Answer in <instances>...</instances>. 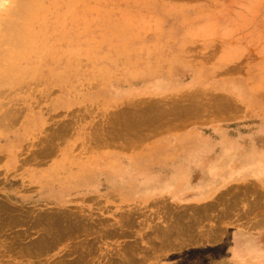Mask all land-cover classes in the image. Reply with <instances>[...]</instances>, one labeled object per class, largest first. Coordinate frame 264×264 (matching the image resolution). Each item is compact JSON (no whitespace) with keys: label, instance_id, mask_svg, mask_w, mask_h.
<instances>
[{"label":"rangeland","instance_id":"374dc122","mask_svg":"<svg viewBox=\"0 0 264 264\" xmlns=\"http://www.w3.org/2000/svg\"><path fill=\"white\" fill-rule=\"evenodd\" d=\"M39 1L42 56L0 63V202L89 226L0 264H264V0ZM190 150L249 171L205 198L155 193L150 166Z\"/></svg>","mask_w":264,"mask_h":264},{"label":"bare ground","instance_id":"6f19581e","mask_svg":"<svg viewBox=\"0 0 264 264\" xmlns=\"http://www.w3.org/2000/svg\"><path fill=\"white\" fill-rule=\"evenodd\" d=\"M15 1L16 2H13V4L8 7V9L5 11L4 14L0 15V63H2L1 60H4L6 62L4 64L5 68H12V69H14L15 66L19 65V61L21 59L26 60L28 62V65H31V64L36 63L35 61H37L38 58L42 56V49L38 46L37 42L33 41V38L38 36L37 32L40 29L38 27V25L40 24L39 26H41V23H42L39 16H37V14L39 13L38 9L41 7V2L39 0H15ZM45 47H47V45H45ZM6 84H8L11 87L10 84H13V83L6 82ZM3 85H4V83H0V87ZM6 113L4 114V116H6ZM7 116H8V113H7ZM122 116H124V115L122 114ZM0 117H3V116H0ZM118 118H120V117H117V119ZM152 118H154V117H152ZM129 119L131 120V117H128V119H126V120L129 121ZM3 120L4 119H1V121H3ZM1 121H0V123H1ZM121 122L123 123V121H121ZM135 122H137V121H135ZM135 122L133 119V123H135ZM105 123H107V122H105ZM125 123H126V121H125ZM120 124L118 126H120ZM93 126H94V124L92 125L91 128L96 130L95 127L93 128ZM126 127H121V128L125 129ZM129 127L133 128V126H129ZM62 128H64V127H62ZM115 129H117V128H115ZM105 130H107V129L105 128ZM126 130L129 131L128 128ZM97 131H99V130L97 129ZM121 131H123V129H121ZM119 132H120V129H119ZM126 132H125V134H126ZM105 133H107V132H105ZM105 133L103 135H105ZM108 133H109V131H108ZM135 133H136V131L134 132V130H133V134H135ZM97 134H98V132L96 133V136H97ZM125 134H124V137H125ZM128 134H130V133L128 132ZM133 134H131V135H133ZM136 134H139V133H136ZM90 135H91V133H90ZM144 136H146V135H144ZM144 136H140V140H141V138L143 139ZM107 137L109 139L111 137V135H110V137H109V135ZM126 137H128L127 140L131 139V137L129 138V136H126ZM110 139H113V138H110ZM107 141L108 140H106L105 142H107ZM132 141H133V137H132ZM111 142L112 141H110V144H111ZM48 143H50V142L48 141ZM107 143L109 144V141ZM248 168L249 167H243L242 170L249 171V170H247ZM242 170L237 171L236 174H238L239 172H243ZM258 170H259L258 168L254 169V171H258ZM232 172L235 173V171H230L228 174L229 177L231 175H234V173H232ZM107 178H109V175H107ZM146 190H150V189H146ZM146 190H144V191H146ZM148 193H152V192H143L142 194H148ZM259 207H260V205H259ZM11 211H12L11 207L9 205H7L5 202L2 203V200H1V202H0V247H2L3 250L2 249L1 250L4 253L11 252L15 256H17V255L25 256V257L33 256V258H38L39 256L42 255L43 251H46L48 249L51 250L52 246L59 243L63 236L66 239H68L71 236V234L73 233V231L75 234H79L81 231L80 228L82 229V228H86L89 226L87 223L88 226L86 224H84L86 226V227H84L81 223L83 220L80 222H78V221L72 222L73 220L72 221L71 220L70 221L63 220L62 219L63 216L62 215H61L62 217L60 216V214L64 213L63 211L57 216L46 217L45 218L46 220L45 219L42 220L44 222L40 221V218H33L29 221L23 220L22 218L15 216L13 213H11ZM65 213H67V212H65ZM65 213H64V215H65ZM68 216H70V215H68ZM124 216H126V215H124ZM70 218L71 217H69L68 219H70ZM64 219H65V216H64ZM75 220H76V218H75ZM118 220H119V218H118ZM130 221H132V220H130ZM260 222L261 221H259V224L258 223L257 224L261 226L262 224H260ZM119 223H120V221H119ZM95 224H94V226H95ZM250 224H252V223H250ZM253 224H252V227H254V226L256 227L257 224L254 226H253ZM125 225H126V223H125ZM167 225H170V224H167ZM98 226L101 227L100 225H98ZM118 226H119V224H118ZM172 226H174V225H171L169 227H172ZM213 227H214L213 225H212V227L210 226V228L207 231L208 238L214 239L213 238L214 234L212 232H214L215 230ZM161 228H163V227H161ZM94 229L96 230V228H94ZM152 229H153V227H152ZM166 229H168V226ZM172 229H173V227H172ZM172 229H171V231H172ZM85 230L86 229H82V231H85ZM156 230H158V229H156ZM178 230H180V229L178 228ZM178 230H175V231L178 232ZM78 231H79V233H78ZM98 231H99L98 233H100V229ZM104 231H106V230H104ZM118 231H119V229H118ZM122 231H124V230H122ZM160 231L162 232L161 229H160ZM216 231H215V235L218 233V229ZM158 232L159 231H157V233ZM169 232H170V230H169ZM86 233H87V231H86ZM101 233H103V231ZM153 233H155V231ZM30 236H32V238ZM80 241L83 242L82 240H80ZM80 241L79 240L73 241L72 243L74 245H71L70 248H68V251H78L79 248L81 247L80 245H82V243ZM155 244H157V243H155ZM166 245L167 244H165L163 246H166ZM172 245H175V243L174 244L172 243ZM160 246H162V245H160ZM126 249H128V248H126ZM48 251H46V254ZM126 255H128V253ZM58 257L56 258V261H57L56 264H68V260H66V255H64V256L61 255V257H59V258ZM123 258H124V255H123ZM126 258H127V256H126ZM54 261H55V259H54ZM45 263L50 264V262L49 263L45 262ZM52 264H54V263H52Z\"/></svg>","mask_w":264,"mask_h":264},{"label":"crops","instance_id":"0c3cea01","mask_svg":"<svg viewBox=\"0 0 264 264\" xmlns=\"http://www.w3.org/2000/svg\"><path fill=\"white\" fill-rule=\"evenodd\" d=\"M225 156L226 154L222 155V157ZM217 157H220V155L197 153L190 150V152L172 154L171 158L159 159L163 162L150 166L157 169L159 174L155 177H160L158 181L161 180L160 183L163 184L158 186L154 192L168 193L173 195L174 198L182 193L194 194L199 198L207 197L216 190L212 186L213 181L218 182L217 178H220L223 186L227 185L229 178L236 176L237 170L230 177L226 174H228V171H234L235 167H239L236 164V159H230L235 161H229L226 158H218V160ZM218 161H222V163L219 164ZM242 169L240 168V170ZM188 177H193V180H188ZM148 191L151 192L152 190ZM195 240L198 241L193 239L189 242L192 243Z\"/></svg>","mask_w":264,"mask_h":264}]
</instances>
